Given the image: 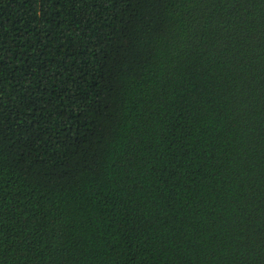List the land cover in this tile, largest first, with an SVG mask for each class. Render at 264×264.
<instances>
[{
    "label": "trees",
    "instance_id": "trees-1",
    "mask_svg": "<svg viewBox=\"0 0 264 264\" xmlns=\"http://www.w3.org/2000/svg\"><path fill=\"white\" fill-rule=\"evenodd\" d=\"M0 264H264V0H0Z\"/></svg>",
    "mask_w": 264,
    "mask_h": 264
}]
</instances>
